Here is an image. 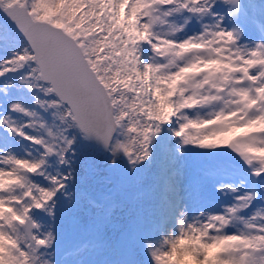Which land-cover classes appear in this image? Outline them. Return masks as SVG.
Returning <instances> with one entry per match:
<instances>
[{"label": "snow or ice", "instance_id": "snow-or-ice-1", "mask_svg": "<svg viewBox=\"0 0 264 264\" xmlns=\"http://www.w3.org/2000/svg\"><path fill=\"white\" fill-rule=\"evenodd\" d=\"M250 4L0 0V138L31 148H0V264H55L56 212L61 199L74 203L78 135L134 166L173 123L183 144L230 150L259 183L221 214L181 213L172 230L158 216L139 240L149 264H264V33L251 48L240 43ZM89 204L97 227L107 221L110 207Z\"/></svg>", "mask_w": 264, "mask_h": 264}, {"label": "rangeland", "instance_id": "rangeland-1", "mask_svg": "<svg viewBox=\"0 0 264 264\" xmlns=\"http://www.w3.org/2000/svg\"><path fill=\"white\" fill-rule=\"evenodd\" d=\"M193 115L194 114L190 116ZM203 115L204 113L201 116ZM16 120L18 123L23 122L22 117H16ZM163 126L165 129H168L169 127V125ZM172 126L175 129H169L171 130V132L165 131L161 126L160 131L151 137L150 142L155 143V147L154 145L150 147L149 154L152 157L150 166L153 168L155 165V169L153 168L155 173L151 174V169L142 167V169L140 170L141 176L139 177V184L137 183L126 188V194L124 196H121L122 202L108 203V205L106 206L111 208V213L107 221L102 223L103 225H106V231L100 234H96V239L94 240L95 252L91 253L89 257V260L92 264L97 261L95 253L96 255L100 256L102 250H112L115 253L116 258H118L117 256L119 252L123 258V264H148L149 258L144 254H140V248L137 245L140 238L148 234V231L140 229V223L144 224V228L147 227L151 229L153 222L156 220V210L159 204H161V208L158 216L162 215L168 218L169 230L174 229L176 221L181 219L180 213L183 210L184 203L179 197L178 191L181 192L183 191L182 188H185L187 168L180 166V164L184 160V145L180 146L181 144H179L178 146V143L176 142L177 137L174 134L177 130V125L173 123ZM29 134L31 135L36 133L29 132ZM21 142V146L19 144H17V146H12L15 148L16 152H18V156H22L19 155V153L22 151V149H25L26 145L28 144L23 140ZM178 142L182 141L178 139ZM192 154L193 157H196V153ZM81 185L82 184L80 183L78 188ZM83 186L86 187L87 190L90 189L92 191V194H94L96 187L93 181L86 180L84 181ZM69 190L70 193L73 194L75 188H69ZM166 192L169 197L165 203L166 197L163 196V193ZM66 203L67 202L65 199L60 200V210L56 212L54 234H58L61 231L62 233H64L66 225L72 226L74 228V220L72 216L77 217L76 219L78 221L79 219L85 220L87 216L85 212L81 215V209H77L79 205H77L75 209L73 208V206L71 208H66ZM147 205H151L152 210H148L146 208ZM162 205H166V210H163ZM180 205L181 207L178 208ZM185 205H187L188 207V204ZM170 211H173V214L172 217L169 218L168 215ZM175 211L178 215L175 214ZM138 215H140L139 219ZM96 216L97 215L91 211V215L88 218V221L93 225L96 224ZM130 217H132L133 221L132 227L129 222ZM194 218L197 217L195 216L191 218V220L187 221H192ZM47 222V217H45L44 224H47ZM80 235L82 236L83 233H80ZM84 236L86 237V239L91 238L87 233ZM74 243L75 245L77 244L75 241ZM81 249L82 247L78 248L77 253H80L79 251ZM56 255L57 254H55V264L58 261ZM140 256H144L145 258H141ZM73 258L75 259V264H77V262L81 263L79 254L76 255L75 253H73ZM68 264H70V260Z\"/></svg>", "mask_w": 264, "mask_h": 264}, {"label": "water", "instance_id": "water-1", "mask_svg": "<svg viewBox=\"0 0 264 264\" xmlns=\"http://www.w3.org/2000/svg\"><path fill=\"white\" fill-rule=\"evenodd\" d=\"M77 137L89 158L98 168L104 170L106 173L105 179L112 181L114 187L129 180L131 165L123 153H119L116 157H113L109 150L104 149L96 141L91 139L84 140L79 135Z\"/></svg>", "mask_w": 264, "mask_h": 264}, {"label": "bare ground", "instance_id": "bare-ground-1", "mask_svg": "<svg viewBox=\"0 0 264 264\" xmlns=\"http://www.w3.org/2000/svg\"><path fill=\"white\" fill-rule=\"evenodd\" d=\"M251 3H255L254 2V0H251ZM264 3H260L258 6H256V4H254L253 6H252V8H254L255 7V9H264V5H263ZM257 18H259V17H257ZM176 23H180V20H179V18L177 17L176 18ZM189 34H191V31H189ZM242 44V43H241ZM243 45V44H242ZM250 45V44H249ZM249 45H244V46H249ZM204 112H200L199 113V115H202ZM198 150H201V149H198ZM197 154L198 153H196V156H197ZM193 155V154H192ZM199 155V154H198ZM225 155H228V154H225ZM228 156H230V155H228ZM208 193V192H207ZM236 228H240V227H236Z\"/></svg>", "mask_w": 264, "mask_h": 264}]
</instances>
